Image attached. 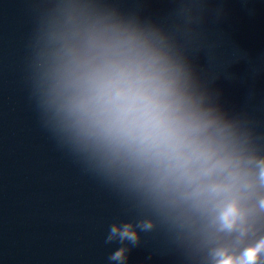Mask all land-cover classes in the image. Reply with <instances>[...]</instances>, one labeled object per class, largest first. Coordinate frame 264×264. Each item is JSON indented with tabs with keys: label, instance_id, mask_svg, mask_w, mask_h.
Wrapping results in <instances>:
<instances>
[{
	"label": "clouds",
	"instance_id": "obj_1",
	"mask_svg": "<svg viewBox=\"0 0 264 264\" xmlns=\"http://www.w3.org/2000/svg\"><path fill=\"white\" fill-rule=\"evenodd\" d=\"M210 0L161 16L118 0H44L24 80L43 131L101 188L138 209L109 225V264L158 226L199 264H264V129L193 62Z\"/></svg>",
	"mask_w": 264,
	"mask_h": 264
},
{
	"label": "water",
	"instance_id": "obj_2",
	"mask_svg": "<svg viewBox=\"0 0 264 264\" xmlns=\"http://www.w3.org/2000/svg\"><path fill=\"white\" fill-rule=\"evenodd\" d=\"M44 0H0V264H109V225L138 209L101 188L40 127L24 80L26 41ZM161 16L171 0H118ZM193 62L229 104L264 129V0H210ZM127 264H199L158 226L140 232Z\"/></svg>",
	"mask_w": 264,
	"mask_h": 264
}]
</instances>
